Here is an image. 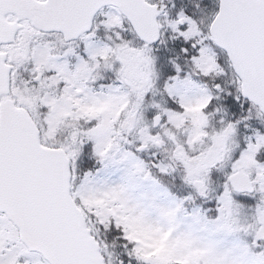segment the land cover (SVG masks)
Returning <instances> with one entry per match:
<instances>
[{"label": "snow or ice", "instance_id": "6c2138e0", "mask_svg": "<svg viewBox=\"0 0 264 264\" xmlns=\"http://www.w3.org/2000/svg\"><path fill=\"white\" fill-rule=\"evenodd\" d=\"M0 264H264V0H0Z\"/></svg>", "mask_w": 264, "mask_h": 264}]
</instances>
